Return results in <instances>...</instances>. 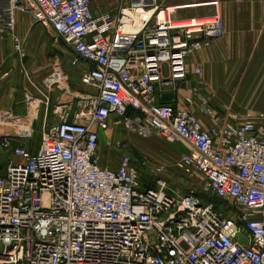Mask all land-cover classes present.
I'll return each mask as SVG.
<instances>
[{
	"label": "built area",
	"instance_id": "built-area-1",
	"mask_svg": "<svg viewBox=\"0 0 264 264\" xmlns=\"http://www.w3.org/2000/svg\"><path fill=\"white\" fill-rule=\"evenodd\" d=\"M166 1L119 0L112 18L95 15L93 0H0V41L14 34L17 11L30 12L74 51L73 65L89 64L82 84L96 90L66 103L35 152L0 138L13 155L0 168V264H264V113L205 129L191 111L160 101L186 79L192 55L224 39L227 0ZM195 6L216 14L178 18ZM184 21L193 25H176ZM66 79L57 66L44 85L71 91ZM113 124L183 143L177 166L198 173L212 201L165 179L141 188L130 155L103 165L102 135Z\"/></svg>",
	"mask_w": 264,
	"mask_h": 264
},
{
	"label": "crops",
	"instance_id": "crops-1",
	"mask_svg": "<svg viewBox=\"0 0 264 264\" xmlns=\"http://www.w3.org/2000/svg\"><path fill=\"white\" fill-rule=\"evenodd\" d=\"M207 1L210 0L180 4ZM118 8V3L111 6L109 0L92 2L95 15L114 18ZM183 11H190L189 16L195 14V17L216 14L214 8L205 6ZM219 13L225 23L224 39L212 41L192 55L188 59L186 79L174 87L164 88L167 93H176V106L191 111L205 129L235 123V116L243 122L250 115L264 113V0H227L221 4ZM15 19L14 34H6L0 41V138L12 136L15 145L31 150L34 143L31 145L26 139L17 138L22 131L40 134L42 141L49 128L61 123L60 112L66 103L73 101L78 92L95 94L96 90L82 84V76L89 64L80 60L73 65L76 54L51 28L37 25L30 12L17 11ZM34 32L42 33L44 39L38 50L30 42ZM15 38L25 49V57L21 56ZM48 48L65 56L64 64H57L53 69L63 68L71 91H66L63 86L49 89L44 85L45 78L54 71L44 63ZM41 56L42 63L39 61ZM196 69L201 73L197 74ZM28 96L41 101L35 110L29 107ZM188 99L192 100L191 104ZM187 152L181 142L169 146V155L174 160L181 159ZM12 158V152L0 146V168ZM102 164L108 165L104 161Z\"/></svg>",
	"mask_w": 264,
	"mask_h": 264
},
{
	"label": "rangeland",
	"instance_id": "rangeland-1",
	"mask_svg": "<svg viewBox=\"0 0 264 264\" xmlns=\"http://www.w3.org/2000/svg\"><path fill=\"white\" fill-rule=\"evenodd\" d=\"M191 1L195 0H167L166 3L180 4ZM109 3L113 6L119 4V0H109ZM205 12L209 11L205 10ZM191 13L190 11H183L178 14V18H186L187 16L195 18V14L189 16ZM41 34L34 32L30 39L31 45L36 50L39 49V46H42L44 40ZM64 59V55L55 52L53 48H48L44 56V63L54 70L55 65L64 64ZM39 61L43 62V56ZM41 137L42 135L34 133L31 139H26L28 144H35V147L31 149L32 152L39 147ZM173 144L156 134L143 137L124 124H113L112 129L104 133L102 137L100 153L102 161L113 167L118 166L123 156L130 155L139 170L140 187L143 189L157 187L158 180L165 179L171 190L178 191L181 194L195 190L203 201H212L205 190L203 178L196 172L188 173L181 170L177 166L179 160L170 157L169 146ZM215 204L221 205L218 202H215Z\"/></svg>",
	"mask_w": 264,
	"mask_h": 264
},
{
	"label": "water",
	"instance_id": "water-1",
	"mask_svg": "<svg viewBox=\"0 0 264 264\" xmlns=\"http://www.w3.org/2000/svg\"><path fill=\"white\" fill-rule=\"evenodd\" d=\"M160 101L162 104H176L177 103V94L174 92L163 93L160 96Z\"/></svg>",
	"mask_w": 264,
	"mask_h": 264
},
{
	"label": "bare ground",
	"instance_id": "bare-ground-1",
	"mask_svg": "<svg viewBox=\"0 0 264 264\" xmlns=\"http://www.w3.org/2000/svg\"><path fill=\"white\" fill-rule=\"evenodd\" d=\"M176 25H177V26H178V25H181L182 27H190V26H192L193 24H192L191 21H184V22H178ZM35 108H37V107L34 106V107L32 108V110H35Z\"/></svg>",
	"mask_w": 264,
	"mask_h": 264
}]
</instances>
